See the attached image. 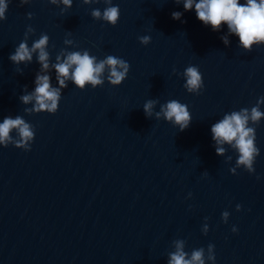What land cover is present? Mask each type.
<instances>
[{
	"label": "water",
	"instance_id": "water-1",
	"mask_svg": "<svg viewBox=\"0 0 264 264\" xmlns=\"http://www.w3.org/2000/svg\"><path fill=\"white\" fill-rule=\"evenodd\" d=\"M112 3L121 13L116 26L92 17L107 7L103 0H73L63 14L49 0H9L0 21V123L19 115L36 135L31 151L0 145V264H168L176 239L189 253L214 244L215 264H264V223L228 145L212 138L215 121L201 95L184 87L183 65L140 0ZM29 26V47L50 37L46 73L38 53L19 66L22 74L9 59ZM62 49L122 58L128 77L84 90L69 80L55 114L26 113L35 101L20 96L34 92L38 73L60 87L51 65ZM150 99L159 103L149 118ZM170 100L189 108L184 131L155 116Z\"/></svg>",
	"mask_w": 264,
	"mask_h": 264
},
{
	"label": "clouds",
	"instance_id": "clouds-1",
	"mask_svg": "<svg viewBox=\"0 0 264 264\" xmlns=\"http://www.w3.org/2000/svg\"><path fill=\"white\" fill-rule=\"evenodd\" d=\"M56 6H61V13L67 12L72 8L73 0H49ZM101 0H83L84 4L91 5L100 3ZM21 5L31 3V0H20ZM107 5L101 11L99 8L93 9L91 15L96 20H102L116 26L120 20V8L114 6L112 0H103ZM176 3H183L185 11H191L195 8L197 18L206 26L211 25L213 31H220L224 24H227L229 34L239 37V46L246 51H251L254 46L264 44V0H176ZM9 0H0V21L5 20ZM183 13L173 12L172 17L180 20ZM28 18L32 19L33 14L29 13ZM35 34V29L31 26L25 32V38L16 47L14 53L9 56L17 66V72L23 73L19 66L23 63L27 66L33 60V54L38 53V61L42 65V72L50 70V52L48 51L50 37L45 33L41 34L39 39L35 40L29 47V35ZM143 45L151 43L150 36L139 37ZM222 40L225 45L230 41L228 36H223ZM74 41L66 39L65 44H72ZM55 69L56 79L60 87H52L51 76L38 73L35 78L34 92L20 96L24 104H30L35 101L32 108H25V112L39 114L47 112L55 114L59 109L62 98V89L68 87L67 81H72L75 86L81 90L87 88L90 84L92 88L101 87L105 83V78L112 86H120L128 77L130 64L114 55H107L104 59H98L90 54L88 50L68 51L62 49L61 53L56 56V63L51 65ZM107 75L105 76V72ZM175 72V70H174ZM183 76L186 79L184 87L189 93L201 94L204 88L203 76L197 66H188ZM157 100H148L143 105L146 117L153 115V110ZM261 105H264V96L260 97L255 106L241 108L238 111L225 113L223 118L211 126L212 138L217 145H230L238 153L235 168H244L249 173H255L254 167L256 158L260 155V149L256 144V126H259L264 119V111H261ZM156 118L165 119L170 123L178 126L181 131L189 128L192 116L186 104L178 100H170L166 104L160 105V111L155 112ZM15 131L16 135L13 136ZM36 131L32 124L26 122L19 115L15 118L5 117L0 123V145L5 148L14 145L16 148L25 151H31V145L35 140ZM226 149L217 147V155H224ZM229 160L232 157H228ZM235 168L230 171L235 173ZM192 193H189V198ZM237 211L242 209V205L236 206ZM229 213H222L224 222H227ZM207 219V218H206ZM202 231L207 235L209 226L203 225ZM233 232H238V228L233 226ZM175 251L168 253V264H205L206 259L215 264L216 254L215 245L209 244L207 249L201 247L193 249L191 253L185 250L186 241L176 239L173 241ZM207 252V255H206Z\"/></svg>",
	"mask_w": 264,
	"mask_h": 264
}]
</instances>
